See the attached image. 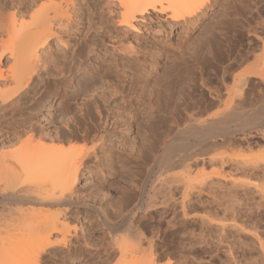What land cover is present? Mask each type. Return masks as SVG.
Listing matches in <instances>:
<instances>
[{"label": "rangeland", "instance_id": "rangeland-1", "mask_svg": "<svg viewBox=\"0 0 264 264\" xmlns=\"http://www.w3.org/2000/svg\"><path fill=\"white\" fill-rule=\"evenodd\" d=\"M96 1L97 0H77L78 3L76 2L77 5L80 3L78 7H81L82 13L84 12L82 17H85L83 19L85 20L86 17H91L90 19L86 18L85 21L82 20L84 23L81 24L80 30L82 33H87L86 39H89L88 42H90V45H95L96 49L94 48L93 51H89L86 47L84 50H87L88 53L84 50L83 51L84 54L87 53V55L77 57L78 55H76L75 52L78 50V47H80V42L82 41L76 45H73L74 42L71 43L72 45L68 43L71 46L68 44L65 46L63 44L59 45L56 41H53L51 43L52 47H50V49L46 48V53L43 57H41L40 65L42 66L40 67L42 70L40 67L38 68L39 74L34 80L35 82L32 83V87L28 86L27 88L29 91H27L24 96L17 99L19 105L15 100L13 103L6 102L0 107V155H5L0 158L8 157V161L10 160L9 162L12 161L18 166L19 162L20 164L23 162L20 157L29 158L32 153H36L34 152L36 149H34L33 152L32 150L30 152L31 148L29 147H32L31 143L32 145L35 144L36 147H39V145H36L37 142L44 143L49 141L51 144H63L65 145V149L67 146L68 149L72 148L73 151H80L81 149L91 151L94 147H96V145H102L103 143L101 151L105 153L102 158L103 160L97 162L98 164L93 168V172L90 173V177H86L88 176L86 174L89 173L85 171L81 175L78 184V191L82 194L81 200L89 203L90 205L99 206L105 203V201L101 199V197L105 194H108L111 198H114V200L120 203L125 202L127 200L126 198H128L130 194H135V198H137L139 189L144 184L148 173L147 171L150 168H153V174L155 175H152V178L156 184L161 182V180H163L162 178L167 175L175 173L180 174L183 172L180 167L179 169H172V171L169 172V170L159 164L158 157H161L160 155L164 152L163 144L165 140L171 138L178 129L185 126V119L181 121L182 123L179 122L180 127L178 126V123L177 126L173 125L176 123L171 124L175 127L172 126L171 131L169 129L168 138L166 137L167 133H165V136L164 134L161 135L160 140L162 139L161 141L163 142L160 140L159 142H156V137H153L158 130L162 131L167 124V122H165V124L163 121L161 122L158 120L165 112L164 110L162 111L163 108L161 101V103L159 102L156 104L158 101L154 97L153 89H156L159 86L158 84L162 82L164 76L169 75V73L171 75V72L173 74L175 73L173 68H176L179 64L178 57H213L212 59L210 58L211 61H209L210 59H207L208 61H204V64H206L205 68H202V70L198 69L202 72H199L202 74V78L201 76L198 78L199 83H201L199 84V86L201 85L199 87L201 91L193 95L194 101L197 99L198 101H201L199 99L202 94L207 91L209 92L210 90L212 93L215 90L214 93L217 94L220 91V93L222 92L224 95V92H226L227 89H225V87L228 86V88L234 90L235 83L231 77L244 71L248 74L254 66L257 71L260 70V73L264 72V12L262 11L264 8V0H257L259 1V7L256 5V2H254L255 0H210L202 14L199 15L193 29L191 26L188 24L187 26L182 21L172 24L168 19L163 18L159 20L155 18L152 22H148L146 26H143L144 28H142L141 34L142 40L140 39L138 44H136V42H132V45H136L135 47L137 48L132 47L135 51L129 48L132 50L130 51L132 54H129V52L127 53L129 49L127 50L126 48V51H123L124 53L116 48L115 51L113 50V46L121 48L119 44L117 45V40L120 37L119 35L122 34V29L120 28L118 21L120 19L119 13L118 11L109 13L103 6V0H98V3ZM88 10L92 11V13L91 11L88 12L89 15H87ZM224 12L226 16H224ZM164 16H166V14ZM222 19H226V21H223ZM135 24H137L136 21ZM219 26L222 27L218 28ZM221 29L222 31L225 30L224 32L228 36L225 42L220 38L219 34H216V32ZM100 32L104 34L102 35ZM133 33L136 34V31H133ZM213 33H215V35H213ZM122 35L121 36L124 37V34ZM216 35L219 37V40ZM112 37L114 38V41L116 39L117 43L112 41ZM131 38L128 40H134V37L132 39ZM128 40L123 43L125 46L126 44L128 46ZM137 45L141 47L138 48ZM203 46L204 48H207L208 46L210 47L209 54L202 53ZM136 50L137 53L140 51L142 52H140L138 56H134L133 51L136 52ZM47 53L49 54L47 55ZM133 57H140V59L139 61L137 60L134 62V60H132ZM175 58L177 59L175 60ZM1 60L3 61V64H7L4 57H2ZM191 65L194 67L193 63H190L189 66H185L186 68L184 67V70L187 71L185 72L183 70L180 76L178 75L176 78H182L183 80L186 78L189 79L188 75L190 74L189 76H191ZM194 69L196 70V68ZM198 70H196V73ZM207 70L208 72H206ZM256 70L253 69L251 72ZM224 72L229 76L230 80L226 83L218 80ZM254 74L256 73L250 74V81H248L249 84L247 83L246 85L247 88L242 99L244 102L241 101L244 109L251 111H253L261 103L260 101H262V99L264 100V78L258 79L259 75ZM216 78H218V81ZM203 82L205 83L203 84ZM6 84H2V87ZM102 88L105 89L109 95H111L109 105L114 106H109L110 108H108L111 116H107L104 120L97 118V122H93L94 120L92 119L88 120L87 122L89 124L91 123L90 125L88 124V126L92 128V133L85 135L84 129L86 126H73L71 116H73L75 112L78 114L77 117L81 115L82 109H84L83 103L85 102V99L91 95H81L75 99L71 98V94L73 92L96 94L97 91H102ZM109 88L111 91L113 90L114 93L111 92ZM109 91L111 93H109ZM220 93L219 95H223ZM211 96L212 95H209L208 98H211ZM28 105H32L34 109H28ZM158 105H161L160 109ZM236 105L237 102L233 100L226 107L228 109L233 108ZM117 106L118 108H116ZM226 107L223 104L221 107H216L213 111L221 112H219L215 117L221 114L224 111L223 109H226ZM23 113L30 115V118L28 119L33 122L31 125L36 123V125L38 124L37 126L43 127V132H49L48 134L52 133V138L56 136L55 138L59 139H56V141L51 137V139L39 138L40 134L37 133V131H30V121H28V119L26 121L23 120ZM118 118L120 120H117ZM18 120L20 122H18ZM115 120L118 121V125L115 124L117 123ZM102 122L106 125L104 126ZM26 127H29L28 132ZM149 128L151 130L154 129V131H150ZM172 128H174V130ZM97 130L99 132H97ZM246 130L236 135H238L239 138L242 134H244L247 139H250L252 142V148L249 150L245 147V149L249 150L250 153L253 149L251 154L255 157H249L254 159L256 162L253 164V161H251V163L246 161L248 165L245 166H247V168L259 166V168H256V173L252 176L249 175V179H245V183H236V185L232 184L233 186L229 184L226 187L221 184L222 181L221 183L218 182L220 185L216 182L213 185L214 190L211 189L210 194L203 192L201 199L198 202L199 205L197 211L199 215L211 219L212 222L210 223L208 222V219H204L203 221L196 222L195 224H189L188 229H186L183 233H165V235H161L159 239L156 240L157 242L154 252L157 259L155 264H264V163L262 162V160H264V137L260 130ZM31 132L35 133V135ZM245 132L247 134H245ZM100 133L101 136L98 135ZM260 134L261 136H258ZM236 135L235 137L233 136L232 139L237 138ZM98 137V140L101 139L100 141L97 140ZM26 138L32 139H30V144ZM24 140H26L29 144L27 147L29 148L28 150L30 154L26 151L25 153L23 152V149H26L24 147L27 144ZM146 140H151V143L153 142L155 145L154 150H156V152L152 150L154 153H149L150 156L146 154L145 149L143 151V148L147 147ZM258 140L261 141L258 142ZM22 142L26 144H23ZM92 142H94V144H92ZM226 145L227 144L223 145V149L220 148V150H218L219 152L215 150L219 153L218 156H220L222 152L224 156L226 154L229 156V152L232 149L235 150L236 148L235 153H237L238 149H240H237V144L231 145L235 146V148H229ZM20 146H22V148ZM220 147H222V145ZM254 147L256 148L254 149ZM216 148L219 149L218 147ZM19 149L22 150L19 151ZM243 149L242 153L245 150ZM262 150L263 152L261 153ZM3 152L4 154H2ZM21 152H23V154H20ZM235 153H233V155H235ZM242 153L240 156L236 154L237 156L235 155L232 158L234 159L238 156L241 157V155L242 157H245L246 154L244 155V153ZM7 154H9V156L6 157ZM13 154L15 156H11ZM147 155L149 157H147ZM259 155L262 157L261 161H259L260 163L255 160H260L261 157L257 158ZM145 157L149 159L145 160ZM13 159L17 161H14ZM3 160L7 161L6 159ZM27 160L28 159H25V161ZM147 161L149 164L145 163ZM218 164V162L215 164L213 163V165H211L212 167L214 166L213 169L211 166L210 168H207L212 170L216 169L217 171H220L223 168L226 170L228 169V165L220 166V164ZM249 165L255 166L250 167ZM207 168L205 169L206 171ZM199 169L201 170V168ZM200 170L195 169L196 173ZM162 171H164V173H162ZM206 171L205 174L201 173L202 175H198L199 172L197 175H195V172L193 173L198 179H202L210 172V170L209 172ZM211 173L214 176L217 175L214 172ZM248 174H245L242 178H245ZM243 175L244 174H242V176ZM196 177L193 178L196 179ZM218 177L219 175L216 178ZM152 178L151 181L148 182L149 189L151 188L152 183L154 184V182H152ZM198 179L196 180L200 182L201 180L199 181ZM253 182L257 184L254 185ZM247 183H249V185ZM97 193H99L97 197L94 196V194L96 195ZM114 200H110V202H113ZM17 206L18 205L16 204H7L5 206L0 205V209H2L0 210V217L3 215V217H6L8 215L7 211V215H5V211H3L5 210V207L15 208ZM73 210H75L73 211L75 214L76 211H78V208L73 207ZM1 212H4V214H1ZM75 215L79 220H71L74 223L70 221L71 226L67 239L69 238L68 240H71V243L74 246L87 248V252L79 254L74 250V248H70L71 250H68L66 248L63 249L62 247L56 246L57 248L53 247L49 250L50 252L48 251L50 255L47 256L42 264H116V260L114 258L116 252L111 253L112 250L109 248V244L107 243L110 241V237H108L109 235L107 234V231H105L104 227H102L101 221L97 217L96 213H94V211L88 212L87 208H83L81 214ZM139 216L140 217H138L137 220L141 218L142 213H140ZM75 225H77L78 229L77 234L74 229ZM106 243L107 247L105 246ZM4 245L2 246L3 249L0 247L2 250V252L0 251V259L8 261L10 255L13 257L12 255H15L16 252L12 247H10L11 245L8 246L6 244V247ZM73 245H71V247H73ZM8 247L11 249L5 250ZM105 248L109 249L105 251ZM10 250L11 253L6 255V253L10 252Z\"/></svg>", "mask_w": 264, "mask_h": 264}, {"label": "bare ground", "instance_id": "bare-ground-1", "mask_svg": "<svg viewBox=\"0 0 264 264\" xmlns=\"http://www.w3.org/2000/svg\"><path fill=\"white\" fill-rule=\"evenodd\" d=\"M209 1L210 0H103V6L109 13L118 11L120 16V19L118 20L119 25L122 29V34H124V37H122V34V36L119 35L120 37L117 36L119 37L117 40L118 43L116 42V39L114 41V36L112 37V41L121 46V48L118 46H113V50L115 51L116 48L122 53H124L123 51H126V49L128 50L129 48L134 50L132 47H135L136 45L133 46L134 44L132 45V42H136V44L140 42V39L142 38V28H144L143 26H146L148 22H152L155 18L159 20L163 18L168 19L172 24L182 21L186 25L188 24L191 26L193 29L195 22L198 20L199 15L202 14L205 7H207L206 5ZM76 2L77 0H0V107L6 102L13 103L15 100L17 101V99L21 98L26 94L27 91H29L27 87H32V83L35 82L34 80L39 74L38 68L42 66L40 65L41 57H43L46 53V48L50 49V47H52L51 43L53 41H56V43L59 45L63 44L64 46L73 42V45H76L82 41L80 42V47H78V50L75 52V54L78 55L77 57L87 55V50H84L86 47L89 49V51H93L95 45H90V42H88L89 39H86L87 33L83 32V34L80 30L81 24H83L86 18L88 19L89 17H86L85 20L83 19L85 17H82L84 12L82 13L81 7H78L80 3L77 5L78 2ZM254 2H256L257 6L259 5V1L255 0ZM90 11L91 10L87 11V15H89L88 12ZM262 11L264 12V8ZM163 14H166V16ZM224 16H226V14ZM226 19L222 20L226 21ZM82 20L84 21L82 22ZM135 21L137 24H135ZM221 27L219 26L218 28ZM222 29L219 31L216 30L218 32H215L217 35L219 34L220 38L225 42L228 36L224 32L225 30L222 31ZM133 31H136V34L133 33ZM213 35H215V33H213ZM217 35L216 37H218ZM131 37H134V40L129 41L128 39ZM126 40H128V46L127 44L126 46L123 44L126 42ZM137 46L138 48L141 47H139V45ZM130 49L127 51L129 54L131 53L130 51H132ZM83 50L87 53L84 54ZM134 51V56H138L139 53L142 52L138 51L139 53H137V50L136 52ZM202 53L209 54L210 47L208 46L207 48H204L203 46ZM48 54L49 53H47V55ZM2 57L6 59L7 64L2 63ZM210 58L212 59L213 57H178L179 61H177L179 64L176 62L178 66L173 68L175 73L173 74L171 72V75L169 73V75L164 76L162 82L158 84L159 86L156 89H153L154 97L158 101L156 104L161 101L163 108L162 111L164 110L165 112L160 117L161 120H158L161 122L163 121L164 123L167 122V124L165 123L167 126L164 124L165 127L162 131L158 130L156 134H154L153 137H156V142H159L162 134L165 136V133H167L166 137L168 138L169 129L171 131V127L173 125L177 126L178 123L179 126V124L182 123L181 121L185 119V126L178 129L171 138L165 140L163 144L164 152L162 155H160L161 157H158L159 164L169 170V172L172 171V169H179V167L182 168L181 171L183 172L180 174L175 173L167 175L162 178L163 180H161V182L156 184L152 178V175H155L153 174V168H150L147 171L148 173L144 184L139 189L137 198H135V194H130L128 198H126L127 200L125 202L120 203L114 200V198H111V196L108 194H105L103 197H101L105 203L99 206L90 205L89 203L81 200L82 194H80V191H78V184L81 175L86 171L89 173L86 174L88 175L86 177H90V173L93 172V168L98 164L97 162L103 160L102 158L105 155V153L101 152L103 143L102 145H96V147H94L91 151H85V149L73 151L72 148L68 149L67 146L65 149V145L63 144H51L49 141H46L48 144L46 142H37L36 145H39V147H36L35 144L32 145L31 143L32 147H29L31 148L30 152L31 150L33 152L34 149H36L34 151L36 153H32L33 156L31 154L29 158L20 157L21 161L23 162L20 164L19 159L18 166L16 163H13L12 161L9 162L10 160L8 161L7 156H9L10 150L9 154L6 155L7 158H0V205H18L15 208L5 207V210L3 211H5V215H7V211L8 215L6 217L1 215L2 217H0V247L3 249L2 246L6 243L8 246L11 245L10 247H12L16 252L15 255H12L13 257L10 255L11 258L9 257L8 261L5 259V261L0 259V264H42L47 256L50 255L49 250L56 246L62 247L63 249L66 248L68 250H71L70 248H74V250L79 254L86 253L87 248L83 247L85 248L83 249L81 246H74L71 243V240H68L69 238L67 239V235L70 232V221H78L79 219L75 214H81L83 208H87L88 212L94 211V213H96L97 217L100 219L102 227H104L105 231H107V234L109 235L108 237H110V241L107 243L109 244V248L112 250L111 253L116 252L114 257L116 264H155L157 259L154 252L157 242L156 240L159 239L161 235H165V233H183L186 229H188L189 224H195L196 222L208 219L207 217L199 215L197 211L199 205L198 202L200 201L203 192L210 194L211 189L214 190L213 185L216 182L219 184L218 182L221 183L222 181L221 184L227 187L229 184L236 185V183H245V179H249V175H254L257 171L256 168H259V166L257 167L255 165H251L255 166L253 168H247V166H245L248 165L247 162L251 163V161H253V164L256 162L254 159L250 158L252 156L253 158L255 157L251 154L253 149L251 150V153L249 151L253 144L244 134H242L239 138L236 134L241 133L246 129H257L261 131V134L264 137V100L262 99V101H260L261 103L258 102L260 104L257 107L255 105L256 108L253 111L244 109L242 104V102H244L242 99L247 88L246 85L247 83L249 84L248 81H250V74L256 73L254 75L258 74L259 77L256 76L258 79H263L264 72L260 73V70L257 71L255 69L256 67L254 66L255 68L253 67V69L256 71L251 72V70H253L251 68L248 73L249 75L246 73V71H244L232 76L231 79L235 83L234 90L228 88V86L225 87V89L227 88L226 92H224L225 95L221 92L224 96L219 95L220 91L218 94L214 93L215 90L212 93L210 88L208 89L210 90L209 92L207 91L206 93L202 94V99H199L201 101H198V99L194 101L193 95L201 91L199 88L201 86H199V84L201 83H199L198 78L202 75L200 74L202 73V68L206 67L204 61ZM139 59L140 57H133L132 60L135 62L137 60L139 61ZM176 59L177 58H175V60ZM211 59L209 61H211ZM190 63H193L194 67L191 65V76H189L190 74L187 72L189 74V79H177L176 77L178 75L180 76V74L186 68L185 66H189ZM194 68H196V70H201H198L196 73ZM206 72H208V70ZM217 79L218 78H216V80ZM218 80H220V82L226 83L229 80V76L224 72V74H222ZM204 83L205 82H203V84ZM2 84L6 85L2 87ZM110 91L109 93L113 92V90L111 92ZM208 94L212 95L211 98H208ZM71 95V98L75 99L81 95H91L85 99V102L83 103L84 109H82L81 115L77 117L78 114L75 112V114L73 113L74 115L71 116L73 126H86L84 129L85 135L92 133V128L88 126V120L92 119L94 120L93 122H97V118L104 120V118L107 116H111L108 108L114 106L109 105L111 95H109L105 89L102 91H97L96 94L73 92ZM233 100L237 102V105L233 108H228V110L226 106ZM222 104L226 107V109H223L224 111L215 117L221 111L214 112L213 110L216 107H221ZM160 106L161 105H158L159 109ZM116 108H118V106ZM28 109L34 108L32 105H28ZM23 114V120L26 121L28 118H30L29 114ZM117 120L120 119L118 118ZM117 120H115L117 123L114 122L116 125H118ZM28 121L30 120L28 119ZM18 122L20 121L18 120ZM31 123L33 122L30 121V125ZM105 123L103 124L102 122L104 126L106 125ZM172 123L176 124L171 125ZM37 125L36 123L32 124L30 131H37V133L40 134L39 138L41 139L52 138V133L48 134L49 132H43V127ZM172 129L174 130V128ZM152 130L154 131V129ZM152 130L150 129V131ZM97 132L99 131L97 130ZM32 134L35 135V133ZM245 134L247 133L245 132ZM261 134L258 136H261ZM98 135L101 136V133ZM235 135L237 136V138H234L236 140L232 139L233 136L235 137ZM55 137L52 139H59ZM30 139H27L29 144L32 140ZM98 139L99 137L97 140ZM151 140H146L147 147L143 148V151L145 149V152L148 155L152 152V150H154L155 146L153 142L151 143ZM25 141L26 140H24V142ZM259 141L261 140H258V142ZM24 142L22 143H27V141L26 143ZM28 143L25 145V147L23 146L26 148L25 150L23 149L24 153L25 151L29 152V148L27 147L29 146ZM92 144H94V142H92ZM225 144H227L226 146L229 148H235V146L231 145L237 144V149H240H238L237 153H235L236 148L235 150L232 149L234 150H231L232 152L228 148L230 152L228 149L227 151L230 153V157L228 154H226L227 156H224L222 151H220L222 153L220 156H218V150H220V148L223 149V145ZM221 145L222 147H220ZM20 147L22 148V146ZM245 147L249 150H246ZM255 148L256 147H254V149ZM242 149L245 152H243L244 155L246 154L247 157H242L241 155V159L239 156L242 153ZM20 150L22 149H19V151ZM23 152L20 154H23ZM154 152H156V150H154ZM262 152L263 150L261 153ZM233 153L239 156L233 159L232 157L235 156ZM2 154H4V152ZM148 155L147 157L150 156ZM1 156L2 155H0V157ZM11 156L15 155L13 154ZM147 157H145V160L149 159ZM259 157L261 156H257V158ZM3 159H6L8 162ZM25 159L28 160L25 161ZM261 159L262 157L260 160H255L259 162ZM216 162H218L220 166L228 165V169L226 170L221 167L223 169L220 171H217L216 169V171L212 170L214 166L212 167L211 165H213V163L215 164ZM262 162L264 163V160H262ZM145 163H148V161ZM210 166L212 169L207 168H210ZM199 168H201V170ZM206 168L207 171L205 170ZM195 169L200 170L197 171V173L199 172L198 175H202L201 173L205 174V171L209 172L210 170V172L206 175V177L198 179L193 173L195 172V175H197ZM211 172H214L217 175L214 176ZM162 173H164V171H162ZM192 174L193 177H196V179L201 181L198 182L192 177ZM242 174L244 175L242 176ZM245 174H248V176L246 175L245 178H242L245 176ZM218 175L219 177L216 178ZM151 178L154 184L151 182L152 185L149 189L148 182L151 181ZM194 181H197L198 183H195ZM247 184L249 185V183ZM253 184L255 185L257 183L253 182ZM98 194L99 193L96 195L94 194V196L97 197ZM110 200L114 201L110 202ZM73 207L78 208V211H76L75 214L73 213V211H75L73 210ZM140 213H142V216L139 218V220H137V218L140 217ZM1 214H4V212H1ZM208 222L211 223V219H208ZM74 229L75 233L77 234V225L74 226ZM107 243L105 245L106 247ZM71 245H73V247H71ZM1 248L0 251L2 252ZM7 249L11 248L8 247L5 250ZM107 249L105 248V251ZM10 253L11 250L9 253H6V255Z\"/></svg>", "mask_w": 264, "mask_h": 264}]
</instances>
